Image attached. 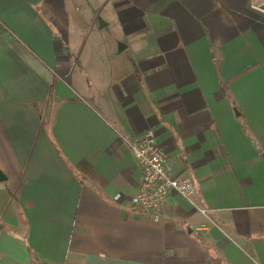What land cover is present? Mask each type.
Returning a JSON list of instances; mask_svg holds the SVG:
<instances>
[{
    "label": "crops",
    "instance_id": "obj_1",
    "mask_svg": "<svg viewBox=\"0 0 264 264\" xmlns=\"http://www.w3.org/2000/svg\"><path fill=\"white\" fill-rule=\"evenodd\" d=\"M0 171V264H264V0H0Z\"/></svg>",
    "mask_w": 264,
    "mask_h": 264
},
{
    "label": "built area",
    "instance_id": "obj_2",
    "mask_svg": "<svg viewBox=\"0 0 264 264\" xmlns=\"http://www.w3.org/2000/svg\"><path fill=\"white\" fill-rule=\"evenodd\" d=\"M126 145L141 171L138 189L130 199L133 207L153 221H160L171 192L182 197L194 194V186L189 179H179L171 174L167 155L157 144L153 131H146L139 139L127 141ZM120 198L121 195L117 194L113 200Z\"/></svg>",
    "mask_w": 264,
    "mask_h": 264
},
{
    "label": "water",
    "instance_id": "obj_3",
    "mask_svg": "<svg viewBox=\"0 0 264 264\" xmlns=\"http://www.w3.org/2000/svg\"><path fill=\"white\" fill-rule=\"evenodd\" d=\"M5 180V177L3 176V174L1 173V171H0V182L1 181H4Z\"/></svg>",
    "mask_w": 264,
    "mask_h": 264
}]
</instances>
